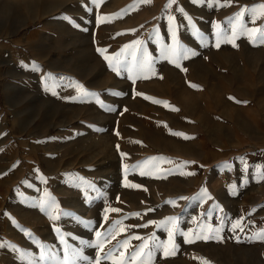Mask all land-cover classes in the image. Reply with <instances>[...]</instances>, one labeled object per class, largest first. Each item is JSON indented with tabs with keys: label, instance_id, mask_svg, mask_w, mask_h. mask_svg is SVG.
<instances>
[{
	"label": "rangeland",
	"instance_id": "obj_1",
	"mask_svg": "<svg viewBox=\"0 0 264 264\" xmlns=\"http://www.w3.org/2000/svg\"><path fill=\"white\" fill-rule=\"evenodd\" d=\"M230 2L213 8L177 0L165 10L168 0H0V264H58L65 244L54 228L91 260L96 227L126 223L128 209L138 220L161 207L192 208L205 235L228 218L222 239L201 242L191 249L193 261L181 264H264V241L250 239L264 229V181L253 179L264 165V44L240 36L236 46L222 40L217 48L214 27L231 38L228 19L264 0ZM169 15L180 43L198 53L179 67L161 56L172 44ZM258 26L264 19L248 23ZM137 40L154 58V73L133 82L104 56L115 64L121 53L131 63L125 46ZM145 161L124 177L125 165ZM49 197L58 213L41 207ZM106 207L120 212L109 211L105 221ZM241 218L243 231H231L230 221ZM80 227L88 230L85 248L72 246ZM106 243L103 252L114 248ZM42 250L56 259L40 262ZM127 251L101 264H128Z\"/></svg>",
	"mask_w": 264,
	"mask_h": 264
},
{
	"label": "snow or ice",
	"instance_id": "obj_2",
	"mask_svg": "<svg viewBox=\"0 0 264 264\" xmlns=\"http://www.w3.org/2000/svg\"><path fill=\"white\" fill-rule=\"evenodd\" d=\"M101 0H91L92 4H99ZM140 3H148L150 0H138ZM177 0H168V3L165 5V10L171 9L174 4H176ZM191 3L193 4H200L208 7H225V6H231L230 0L228 2H225V0H191ZM90 10V9H88ZM178 12H180L182 15H184L189 22H191V17H188L187 14L185 13L184 9L182 7L177 6L176 9ZM247 16L248 20L245 22L243 17ZM70 19V18H68ZM99 20L105 19L104 17L98 18ZM169 22H170V27H169V33L171 34V39H172V44L171 45H164L161 48V56L164 59H168L169 62L175 63L177 67L180 66L179 61L182 59H189L192 56L198 55L195 51L184 47L178 37H177V32H176V27L172 22L174 21V17L172 15L168 16ZM258 19H264V3L261 4H256L252 6H243L241 7V10L237 12L233 17H230L228 19L229 25H231L230 28V34L231 38H229V35L225 33L223 30L220 29L219 25L214 24V27L218 29L216 32V47L218 48L220 46L221 41L223 40L224 42L228 43H233V46H236L234 41L239 38L240 36H246L249 39V42L252 43L254 46L258 44H264V27H248V23H251L255 25L256 20ZM237 22L238 26H237ZM78 26V25H77ZM197 35L201 36V42L203 46V38L202 34L199 33L197 30ZM126 49L131 48V51L128 53V55L131 57V63L128 62L127 59L121 61L118 59V57L121 55V53L117 54V59L115 64L112 63V59L108 56H104L105 60L109 61V66L113 68L114 71L117 72V75L120 74L121 69H124L125 71L129 72V79H132L133 82H135L136 78H141L144 77V73L146 72H153L154 73V58L147 52L146 48H143V42L140 40L134 41L132 45L125 46ZM98 51L103 55L104 49H98ZM123 51V50H122ZM140 52V55H137V53ZM35 67V66H34ZM133 70H135L136 75L133 76ZM192 87L198 88L199 86L197 85H191ZM78 90L81 92L83 95H89L90 93L87 92V90L83 89V86H78ZM55 94V93H53ZM115 95H123L122 93H114ZM158 102L159 101H154ZM166 103V102H165ZM178 110V109H174ZM108 111H115L114 108H108ZM175 135H181L185 139H189L191 137H187L183 133H174ZM119 147V146H117ZM126 154H122L124 156ZM241 163L244 165L242 169V174L247 173L249 170V165L248 163L244 160V158H240ZM150 161H161V160H167V158L163 157H153L149 158ZM149 161H145L142 163H138L136 165H132L131 168L129 166L125 165V176H127L128 171H135L137 169H140L143 167L144 164H147ZM170 162V161H169ZM188 163L191 162H182V165L179 167H183L187 165ZM151 172H145L141 171L140 175H150ZM187 175H193L194 173H186ZM253 179H255L257 182L264 181V165H256L254 174H253ZM247 183V178L245 177L244 181L242 182V186ZM126 187L131 186V187H139V185H125ZM202 192L204 193L205 196H207V192L205 189H202ZM210 198V197H208ZM168 203H173V201H169ZM41 207L42 208H48L52 209L54 212H59L58 205L56 204L55 200L51 197H49L47 200L41 202ZM218 207V206H217ZM261 207H264L262 205ZM109 211L111 212H120V209L118 208H110L106 207L104 209V215L103 219L107 221L108 219V213ZM136 215H139L137 213ZM207 215L211 216V212H209ZM49 218L51 220H57L59 219V214L56 215H49ZM241 218L240 220H236L234 222L230 221L231 228L230 230L235 232L237 228H240L241 231H243V228L241 227ZM228 220V218L222 217L220 219V224L219 226L213 228L212 235H205V234H199L195 236L194 239H188V236L186 233H179L181 235L185 236V242L186 243H193L195 239H203V240H208V239H222L220 236V233L223 231L224 223L225 221ZM91 224V222H88ZM149 223L156 224L158 227H162L165 229V231L168 233V242H158L156 238L153 236L151 238L152 244L151 246L148 244V241L145 240L143 244L139 246L130 256V260L135 261L137 257L140 258L139 264H146V261H151L156 252H161L164 258L172 257L175 256L177 251H178V245H176L173 242L174 235L179 232V230L176 228V218L175 217H169L166 218L164 221L161 222H155V221H150ZM122 224V221H116L114 222V225L112 228H109L105 232H101L99 230L95 231V237L96 240L93 243H89V247H93L96 249V256L93 259H89L87 256H83L82 252L77 249H71L69 246L66 244L64 240V236L61 233V230L59 228H54V231L57 232L58 235H60V240L61 243L65 244L64 247V256L63 259L58 262V264H77V261L83 260L87 261L88 264H101V260H107L112 258L113 254L118 251L121 248H124L128 245L129 241L127 239L120 241L115 248L110 249L107 252H103V247L106 242H108L109 239H114L115 236L118 234L117 228L119 225ZM147 226V225H145ZM120 231H123V228L119 229ZM30 235V233H29ZM134 239H142L141 237H132ZM250 239H256V240H262L264 241V229H261L259 232H256L253 234ZM82 243H87V242H82ZM168 243L172 244V247H168ZM3 244H0V247H3ZM41 248L43 249V246L41 245ZM147 249V251H145ZM121 256H124V253H120ZM39 261L44 262V261H54L56 259L54 253L46 252L44 250L41 251L40 256H39ZM200 259V264H210V261L206 260L205 258H199ZM29 264H34L33 261H30ZM119 264H125L124 260H121Z\"/></svg>",
	"mask_w": 264,
	"mask_h": 264
},
{
	"label": "crops",
	"instance_id": "obj_3",
	"mask_svg": "<svg viewBox=\"0 0 264 264\" xmlns=\"http://www.w3.org/2000/svg\"><path fill=\"white\" fill-rule=\"evenodd\" d=\"M126 178V176L124 175ZM123 177V178H124ZM130 180V176H128ZM127 178V180H128ZM192 208L191 209H186V210H173V209H167L164 207L161 208H155L151 209L150 213H147L148 215H143V218L140 217V219L136 220L132 216L130 217L132 212L134 210H126L123 212L122 215L127 216L126 223L119 225L118 227V234L115 236L114 239H110V246L114 247L122 240L127 239L129 241L128 245L124 248L121 249H128V253L131 256L133 253L132 249H137L141 244L145 242V240L148 241V244L151 246L152 240L151 238L154 236L158 242H168V233L165 231L164 228L158 227L156 224L149 223L150 221H155V222H161L164 221L166 218L169 217H175L176 218V228L179 230L177 234L174 235L173 242L178 245V251L175 256L164 258L161 252H157L158 254H155L154 258L151 261H146V264L151 263V264H181L183 261H188L192 262L193 261V256L191 249L199 247L201 242L205 240L201 239H195L193 243H186L185 242V236L181 235L179 233H186L188 236V239H194L195 236L199 235L202 231L198 219L194 218L196 217L192 213ZM87 211V209H85ZM136 211V210H135ZM176 212V213H175ZM147 225V226H145ZM123 228V231H120L119 229ZM99 230L101 232H104V226L99 225V227H96V231ZM88 230L86 227H80L78 231V237L79 241L73 243V247H78V248H85L86 242L88 239ZM132 237H141L142 239H134ZM83 240V241H82ZM108 244V243H106ZM168 247L171 248L172 244L168 243ZM104 248V247H103ZM181 249H186L187 255L186 257L182 255V250ZM130 256L128 258H130ZM120 258V256H118ZM139 257L136 258L135 261L132 260H126V263L131 264V263H136L137 261H140L138 259ZM121 259V258H120ZM82 262H87V261H82ZM102 263V260H101Z\"/></svg>",
	"mask_w": 264,
	"mask_h": 264
}]
</instances>
